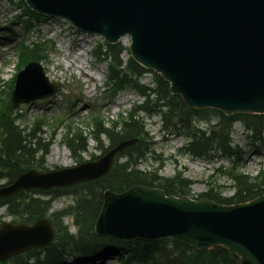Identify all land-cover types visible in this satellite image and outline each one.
<instances>
[{"label": "water", "instance_id": "water-1", "mask_svg": "<svg viewBox=\"0 0 264 264\" xmlns=\"http://www.w3.org/2000/svg\"><path fill=\"white\" fill-rule=\"evenodd\" d=\"M36 14L64 19L78 30L115 44L129 36L131 58L170 83L190 109L225 116L264 115V0H24ZM37 63L17 76L11 103L45 99L57 92ZM121 142L100 160L76 168L29 170L0 189V198L20 191L72 187L105 175ZM99 237L117 241L169 239L198 251L228 250L236 264H264V195L224 206L208 200L166 197L159 189L133 186L103 193L94 225ZM54 238L46 220L0 228V262Z\"/></svg>", "mask_w": 264, "mask_h": 264}, {"label": "trees", "instance_id": "trees-1", "mask_svg": "<svg viewBox=\"0 0 264 264\" xmlns=\"http://www.w3.org/2000/svg\"><path fill=\"white\" fill-rule=\"evenodd\" d=\"M28 16L35 17L25 6ZM36 18V17H35ZM26 27V26H25ZM18 60L24 55L26 64L30 61H40L45 58L51 46L47 42H30L28 45L19 43ZM128 50L121 45L109 46L101 43L94 50L97 61L107 63L108 80L105 84L106 99L112 100L117 92L131 90L144 98V102L126 113L119 115L115 121H110L109 126L92 117L93 132L90 134L97 143L95 148L101 155L116 147L122 141L139 139L136 145L119 153L111 172L103 178L81 184L67 190H55L50 195L64 194L70 196L73 205L62 212L50 215V201L39 198H26L24 193L0 201V206L5 208V217H11L12 223L30 224L37 219L47 217L56 230V240L53 244L41 250H31L23 256L15 257L0 264H64L67 254H72L76 259L93 257L109 249L118 252L117 264H236L230 253L225 249L217 251L197 252L190 247L161 240L157 242H116L107 238H97L93 233L94 223L99 215L103 202L102 194L105 190L121 193L134 185L159 188L167 195H186L191 182L183 177L181 172L171 178H162L156 174H149L138 169L139 163L152 149L150 139L145 131L146 118L158 116L168 135L182 137L187 140L182 152L195 158L214 159L226 158L231 161L228 168H218L215 172L219 179L230 182L234 195L229 198L221 196V190L215 187L212 177L208 180L207 191L200 195L206 199L220 204H240L264 194V171L255 178H249L238 172V148H234L230 141L232 125L240 121L251 131L254 140L264 143L262 134L264 129V116L236 115L225 117L223 114L204 110L197 111L187 108L178 96L169 93L167 83L157 75L152 74L154 88L139 84V79L146 73L134 61L127 58L123 62L120 58ZM0 91V96H1ZM11 91L6 94V100L0 98V182H13L23 171L36 168L34 157L47 154V145L41 143V130L39 124L30 128L21 127L18 115L12 110ZM211 114L217 116L214 125L206 130L199 127ZM105 137V141H102ZM65 146L69 149L77 164L82 162L81 154L86 152L85 140L81 139V131L68 134ZM105 142V144H104ZM99 157L91 156V160ZM125 159L119 162V159ZM238 159V158H237ZM226 186H222L224 188ZM48 194V193H43ZM68 217L72 221L76 233L69 232V227L63 225L62 219ZM2 216H0L1 224Z\"/></svg>", "mask_w": 264, "mask_h": 264}, {"label": "rangeland", "instance_id": "rangeland-1", "mask_svg": "<svg viewBox=\"0 0 264 264\" xmlns=\"http://www.w3.org/2000/svg\"><path fill=\"white\" fill-rule=\"evenodd\" d=\"M17 7L25 9L20 0H0V26L3 27L0 30V37L5 41L7 49V54L0 60V91L2 94L0 98L3 101L6 100V94L13 89L16 75L25 65H23L24 55L19 53L22 58L17 60V53H15L14 45L18 36L25 34L28 41L46 40L49 42L51 49H48L46 57L41 60L40 64L48 82L58 84L59 90L49 99L20 105L16 110L19 111V126L30 128L34 123L39 124L41 143L47 145L48 150L43 158L40 154L35 155L34 165L38 167L34 169L37 171L45 172L75 166L69 151L64 146V141L68 134L72 135L77 130L81 131V139L85 140L87 149V152L82 153L80 157L84 161H90L92 155L95 157L101 155L96 151L97 144L90 136L94 130L92 117H96L98 121L108 126L109 121L116 120L121 113L127 112L134 101L140 102L142 99L128 90L121 92L113 102L109 101L110 103L100 95L107 78V68L105 63L95 62L91 54L92 50L103 42L102 38L80 33L63 20L35 18L28 16L29 13L21 16L17 22L15 21L17 17L12 19L15 15H19ZM12 22L16 23L13 29L14 34H11V29H8ZM120 42L128 46L129 39L124 37ZM122 60L126 61L127 57L123 55ZM151 81L152 77L149 74L141 78V83L147 86L151 85ZM206 117H208L205 123L207 127L217 120L214 114ZM160 126L161 121L158 116L149 119L146 128L149 133L148 137L152 138L150 147L155 152L152 156L156 159H151V155H147L150 160L139 164L138 169L164 178L173 177L177 171L182 172L184 178L192 182L189 189L191 196H198L205 192L207 176L211 175L216 168L227 167L229 161L222 159L211 163L210 161L192 160L179 154L178 150L182 147L183 141L165 137L160 133ZM242 130V126L236 124L232 132L233 144L241 150L239 170L249 178H254L259 170L264 171V152H253L251 147L253 142L243 135ZM104 138L102 137V141H105ZM255 146H261L260 142L257 141ZM261 150L264 151L262 146ZM65 153L67 154L64 156ZM173 156L176 160L172 159ZM66 158L68 163L63 164ZM228 185L226 189L216 188V190H224L223 194L229 196L233 192ZM215 186H224L223 181L219 184L215 183ZM37 192L45 193L38 190L24 193L26 198H35L38 197ZM44 198L46 199L47 196ZM70 206H72V198L60 196L51 200L49 212L60 211ZM2 213L3 210H0V214ZM6 221H9L8 218ZM63 223L69 227L71 233H76L70 219H63ZM115 254L116 251L108 255L104 253L103 256H97L91 260L79 261L69 256L66 264H92L94 259L99 260L101 257H103L101 262L96 261L95 264H115Z\"/></svg>", "mask_w": 264, "mask_h": 264}, {"label": "bare ground", "instance_id": "bare-ground-1", "mask_svg": "<svg viewBox=\"0 0 264 264\" xmlns=\"http://www.w3.org/2000/svg\"><path fill=\"white\" fill-rule=\"evenodd\" d=\"M18 8V10H19V15H26L27 13L23 10V9H21L20 7H17ZM18 15V16H19ZM17 15H15L12 19H14V18H16V17H18ZM6 43H5V41L0 37V60L2 59V58H4L5 57V55L7 54L6 52H7V49H6V45H5ZM118 146V145H117ZM67 153H65L64 154V156L66 155ZM68 163V159L66 158L64 161H63V164H67ZM2 182H5V181H1L0 182V184L2 183ZM3 214V213H2ZM2 214H0V215H2ZM25 254V253H24ZM24 254H18V255H16L17 257H19V256H23Z\"/></svg>", "mask_w": 264, "mask_h": 264}]
</instances>
